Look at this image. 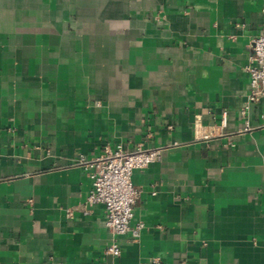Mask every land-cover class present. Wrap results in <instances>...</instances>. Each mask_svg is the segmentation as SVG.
<instances>
[{"label":"crops","instance_id":"0c3cea01","mask_svg":"<svg viewBox=\"0 0 264 264\" xmlns=\"http://www.w3.org/2000/svg\"><path fill=\"white\" fill-rule=\"evenodd\" d=\"M262 31L264 0H0V264H264ZM118 144L163 153L138 239L87 203Z\"/></svg>","mask_w":264,"mask_h":264},{"label":"built area","instance_id":"2783aa9c","mask_svg":"<svg viewBox=\"0 0 264 264\" xmlns=\"http://www.w3.org/2000/svg\"><path fill=\"white\" fill-rule=\"evenodd\" d=\"M253 55L246 69L250 76V101H259L264 98V31L258 34L252 43ZM248 106L243 110L244 116L248 113ZM264 123V115L262 116ZM228 113H224V125L227 124ZM245 130H252L249 123ZM162 149L138 147L127 151L124 145L116 147L106 146L104 153L91 160H83V166L89 171L93 186L87 197L90 206L102 205L105 210V226L114 235L131 233L135 239L141 237L146 225L135 219V206L141 198L134 182L133 175L137 170L149 167L162 158ZM107 252L113 256L122 254L117 241L112 242Z\"/></svg>","mask_w":264,"mask_h":264}]
</instances>
